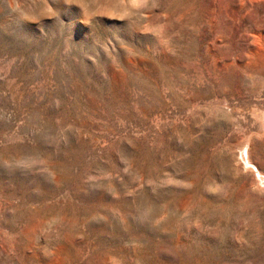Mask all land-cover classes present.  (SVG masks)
<instances>
[{"label": "rangeland", "instance_id": "1", "mask_svg": "<svg viewBox=\"0 0 264 264\" xmlns=\"http://www.w3.org/2000/svg\"><path fill=\"white\" fill-rule=\"evenodd\" d=\"M0 264H264V0H0Z\"/></svg>", "mask_w": 264, "mask_h": 264}]
</instances>
